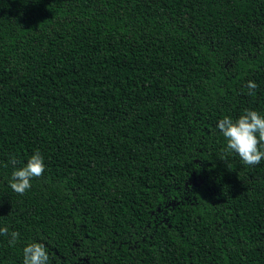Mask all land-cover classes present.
I'll use <instances>...</instances> for the list:
<instances>
[{
    "label": "trees",
    "instance_id": "obj_1",
    "mask_svg": "<svg viewBox=\"0 0 264 264\" xmlns=\"http://www.w3.org/2000/svg\"><path fill=\"white\" fill-rule=\"evenodd\" d=\"M246 110L264 0H0V264H264V160L217 128Z\"/></svg>",
    "mask_w": 264,
    "mask_h": 264
},
{
    "label": "clouds",
    "instance_id": "obj_2",
    "mask_svg": "<svg viewBox=\"0 0 264 264\" xmlns=\"http://www.w3.org/2000/svg\"><path fill=\"white\" fill-rule=\"evenodd\" d=\"M246 88L249 95H254L257 85L248 81ZM217 128L223 136L226 147L225 153H235L245 166H256L264 160V116L254 110H246L245 113L235 121L225 116L221 119ZM16 165L15 159L11 160ZM44 161L39 151H36L28 160L26 165L15 169L11 173L8 187L23 195L31 188V180L39 178L44 173ZM0 235L9 236V245L14 246L19 238V233L13 231L9 233L7 227L0 228ZM22 264H49L48 249L43 243L32 242L22 249Z\"/></svg>",
    "mask_w": 264,
    "mask_h": 264
}]
</instances>
